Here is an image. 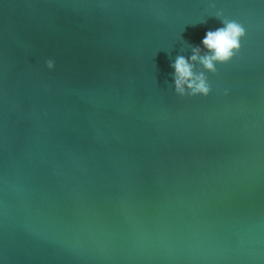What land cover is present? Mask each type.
I'll list each match as a JSON object with an SVG mask.
<instances>
[{
	"label": "water",
	"instance_id": "obj_1",
	"mask_svg": "<svg viewBox=\"0 0 264 264\" xmlns=\"http://www.w3.org/2000/svg\"><path fill=\"white\" fill-rule=\"evenodd\" d=\"M0 264H264V0H0Z\"/></svg>",
	"mask_w": 264,
	"mask_h": 264
}]
</instances>
